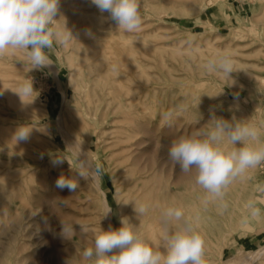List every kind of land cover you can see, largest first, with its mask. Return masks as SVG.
Returning a JSON list of instances; mask_svg holds the SVG:
<instances>
[{"label":"rangeland","instance_id":"rangeland-1","mask_svg":"<svg viewBox=\"0 0 264 264\" xmlns=\"http://www.w3.org/2000/svg\"><path fill=\"white\" fill-rule=\"evenodd\" d=\"M139 5L141 27L127 33L90 0H60L54 27L66 25L76 39L46 50L52 65L32 69L18 49L0 56V264H88L83 250L107 230L100 190L115 228L119 217L136 226L142 216L134 206L161 216L178 207L204 240L206 264H264V250L254 257L264 248V163L216 198L196 183L195 169L184 173L168 156L174 139L210 129L213 115L254 126L259 136L251 143L264 145V0ZM223 54L232 60L230 77L206 68ZM30 80L34 92L20 97ZM64 97L65 115L84 118L79 141L100 166L97 182L81 179L73 193L56 186L79 167L55 129ZM21 125L32 133L17 143ZM57 156L65 160L54 166ZM61 223L75 231L62 237Z\"/></svg>","mask_w":264,"mask_h":264},{"label":"clouds","instance_id":"clouds-1","mask_svg":"<svg viewBox=\"0 0 264 264\" xmlns=\"http://www.w3.org/2000/svg\"><path fill=\"white\" fill-rule=\"evenodd\" d=\"M101 14L107 13L115 22L117 29L127 33L141 27L142 17L139 13V0H90ZM60 12V0H0V56L11 50H23L32 65V69H43L52 65L46 50L52 49L54 42L67 45L73 38L72 31L65 25L64 30L54 27V21ZM85 35L93 38L90 29ZM207 70L219 71L230 77L233 65L230 56L218 55L207 62ZM34 92L30 80L20 86L18 92L31 95ZM2 94V91H0ZM171 124L173 114H164ZM212 127L174 139L168 156L184 173L195 169L196 183L207 193L222 198L225 188L249 168L264 163V145L256 146L258 130L247 123H235L234 118L212 116ZM32 127L19 126L13 138L17 143L30 139ZM227 140L233 147L224 145ZM239 145V147L237 146ZM81 152V150H80ZM77 157L79 167L76 177L61 175L56 181L60 189L73 193L79 187L80 180H94L100 175V166L91 165L87 158ZM57 156L52 160L54 166L64 162ZM138 216L148 211L147 205L134 206ZM111 208L104 213L107 217ZM173 221L177 223L171 227ZM121 226L100 230L94 238V247L85 248L82 257L88 264H206L204 259V240L191 224L185 220L182 209L167 208L162 215L166 226L163 236L164 252L154 251L143 235L135 230L127 218H121ZM83 231V227L81 228ZM72 225L61 223L60 235L74 232ZM66 264V261H65Z\"/></svg>","mask_w":264,"mask_h":264},{"label":"bare ground","instance_id":"bare-ground-1","mask_svg":"<svg viewBox=\"0 0 264 264\" xmlns=\"http://www.w3.org/2000/svg\"><path fill=\"white\" fill-rule=\"evenodd\" d=\"M103 30H106V28H103ZM99 38L107 39V36L105 34H101V36H99ZM95 41L90 42L89 45L94 46ZM101 49L103 52L108 51V42L106 40L104 41V44H103ZM112 49H114V48H112ZM110 73H112V71ZM55 80L57 81V79H55ZM58 83H60V82H58ZM58 86H60V84H58ZM130 91L132 92V90H130ZM66 103H67V100L64 97V99H63V107L64 108H62V110L57 115V119H56V123H55V126H56L55 129H57V132L59 133V137L62 139L64 145L72 152V154L76 157V159L81 154L80 158L81 159L87 158V160L91 164V162L88 158L90 151L88 150V148H84L79 141V138L82 135L80 133H82V131L84 130V125L86 124L85 120H84V118H82L81 115H75V116H70V114L68 116L65 115L66 113L70 112V111H68V107L66 106ZM69 117L73 119V121H74L73 123H69V120H68ZM112 123H114V122H112ZM98 125H100V123H98ZM79 130H81V132H79ZM80 150H81V152H80ZM93 181L97 182V178L95 177V179ZM100 193L102 195V197H101V202H102L101 203V209H102L103 222H104L107 230L109 229V226H111L112 228L115 229V227L113 226V220H112L114 217V211H113L114 209L110 206L107 198L104 196V193L101 190H100ZM109 207L111 208V212L108 214L107 217H104V213L108 210ZM122 207H123V205H122ZM124 209H125V206H124ZM124 209H121V210L123 211ZM157 213H158L157 211H153V212L148 211L145 215L138 218V223H136V226L134 228H135V230H137L138 232H140L143 235L146 242L154 249V251H159V252L163 253L164 252L163 236H164L165 231H166V226L162 223V216L160 214L157 215ZM184 217L186 220L187 216L185 213H184ZM120 221H121V218L119 217L117 219V224L119 225V227L121 224ZM183 222L184 221H181V222L174 221L173 223L176 225L177 223L183 224ZM263 250H264V248H261V249H258L257 251H255L256 253L254 254V257L255 258L258 257ZM253 260H254V258H253Z\"/></svg>","mask_w":264,"mask_h":264}]
</instances>
